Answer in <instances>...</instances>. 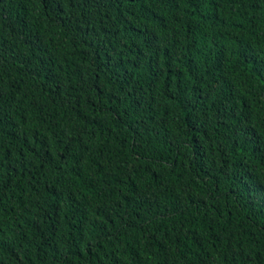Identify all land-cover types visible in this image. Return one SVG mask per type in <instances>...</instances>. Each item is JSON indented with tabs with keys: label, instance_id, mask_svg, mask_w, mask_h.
<instances>
[{
	"label": "trees",
	"instance_id": "16d2710c",
	"mask_svg": "<svg viewBox=\"0 0 264 264\" xmlns=\"http://www.w3.org/2000/svg\"><path fill=\"white\" fill-rule=\"evenodd\" d=\"M0 264H264V0H0Z\"/></svg>",
	"mask_w": 264,
	"mask_h": 264
}]
</instances>
